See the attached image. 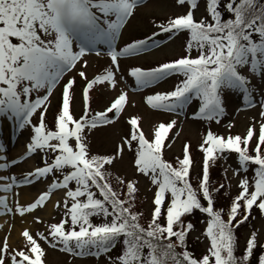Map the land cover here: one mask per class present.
I'll list each match as a JSON object with an SVG mask.
<instances>
[{
    "label": "snow or ice",
    "instance_id": "obj_1",
    "mask_svg": "<svg viewBox=\"0 0 264 264\" xmlns=\"http://www.w3.org/2000/svg\"><path fill=\"white\" fill-rule=\"evenodd\" d=\"M143 2L0 0V127L7 123L16 132H29L17 158L9 159L0 140V171L8 173L0 174V215L32 216L41 224L35 212L49 202L60 214L58 222L43 230L25 226L18 245L10 242V234L0 239V264H46L45 245L73 257H103L104 264H264L259 230L253 228L243 246L237 235L254 210L264 217V0H175L178 7L187 6L184 12L156 24L159 31L150 36L121 46L126 25ZM161 34L167 39H156ZM180 35L185 37L182 54L152 67H131L129 75L137 89L179 77L171 90L145 98L153 109L178 113L199 102L192 118L209 124L198 146L200 172L193 175L196 161L188 143L182 157H166L171 145L165 141L176 120L160 122L149 138L139 117H131L130 130L114 154L94 152V131L113 125L128 102L121 90L97 110L92 107L94 91L117 88L122 58L167 45ZM93 54L107 56L110 64L89 77L87 57ZM77 78L83 81L79 116ZM58 88L50 126L46 114ZM234 95L246 109L259 107V121L253 117L243 135L213 132L210 125L220 124ZM125 151L133 154L131 178L111 171ZM229 154L237 157L232 176L238 192L227 207H217L222 191L230 196L232 183L227 168L223 182L213 181L211 172ZM37 156L39 166L11 173L12 167ZM137 177L147 179L149 191L154 189L147 219L139 206ZM37 183H44V190L21 204L16 189ZM57 192L63 195L53 201ZM196 213L205 217L199 221L205 227L195 240L207 242L198 254L189 246L197 231L190 218Z\"/></svg>",
    "mask_w": 264,
    "mask_h": 264
},
{
    "label": "rangeland",
    "instance_id": "obj_2",
    "mask_svg": "<svg viewBox=\"0 0 264 264\" xmlns=\"http://www.w3.org/2000/svg\"><path fill=\"white\" fill-rule=\"evenodd\" d=\"M186 7H178L175 3V0H144V2L138 6L135 11L133 18L126 25L124 32V37L120 40V45L123 42L128 41L129 39H136L144 36L149 32H156L159 29L155 26L158 23L166 21V19L176 13H182L186 10ZM202 11V9H201ZM200 12H196V16H200ZM158 40L167 39L164 34H161L160 37H157ZM185 40L184 35H180L178 38H174L172 41H169L167 45H160L159 47H153L151 51L141 54L139 56L124 58L120 60V69L117 73L118 86L115 90L107 89L104 87L98 88L94 91L93 96V106L97 110H102L105 106L108 105L111 98L118 95L121 90L127 92L128 102L126 104L125 111L121 114L119 119L111 126L102 127L96 131L91 136L92 147L94 152L103 153V154H114L117 145L120 143L121 138L126 135L130 126L127 121L131 117H139L140 126L145 132L146 136L151 138L153 134L154 127L160 122H170L171 120H176V124L169 131L168 138H166L165 143L170 144L171 147L166 151V157L170 160L177 156L182 157V150L185 143L190 144L192 155L196 161V166L194 169V175L197 172H200L202 160V154L198 150L199 144L202 142L203 136L206 134L209 129V124L206 121L193 119V112L198 108V101L194 100L190 105H188L183 112L171 113L162 110L153 109L147 102L146 97L157 92V91H166L171 90L175 85L179 77H170L164 82L144 89H137L134 78L129 75V70L131 67L140 66V67H152L155 66L158 62H166L170 59H173L180 54H182V45ZM89 64L86 69L87 74L91 77L94 74L101 72L110 64V59L102 55L100 57L90 55L87 57ZM80 66L78 65V68ZM74 74V73H73ZM67 78V77H66ZM83 86V81L77 78L76 86V104L75 112L79 116L82 113V96L81 88ZM60 99V89L56 90L54 97L52 98V105L46 114V120L48 123H52L54 116L57 112V107ZM253 117L259 121V107L255 109H246L242 104V101L238 95H234L229 102L227 103V112L226 115L222 118L220 124L213 122L210 127L211 130L215 133L222 134L227 136L229 134L243 135L246 132L247 127L250 125ZM35 122V121H34ZM8 134L3 136V132H0V140H3L6 148L7 155L9 159L17 158L22 155L25 151V142L28 138L29 132L24 130L22 132H16L12 127L7 123ZM229 124H232L233 127L229 128ZM5 126V125H4ZM22 149V151H21ZM16 153V155H14ZM21 163L19 167L14 166L11 168L12 174L19 175L22 171L31 170L35 166L40 165L39 157L29 159ZM230 166V167H229ZM238 167L237 157L235 154H229L227 161H219L217 168L223 171L224 168L228 169V177L232 183V189L230 196L225 198L224 203L228 205V201L231 196H234L238 192L236 187L237 178L232 176V171L234 168ZM111 171L114 175H126L132 177L134 174L133 168V154L125 151L123 159H118L112 166ZM0 174H8L7 172L0 171ZM251 175V170L248 173ZM140 180V208L145 212V219L148 218V214L151 208V199L152 191H149L151 188L150 183L146 178L137 177ZM33 187L30 193L37 195L44 190V183H37L34 186H22L17 188L16 191L19 193V202L21 204H27L26 200H22L28 194L25 193V188ZM10 202H11V194ZM57 198L63 194L59 192L57 195L54 194ZM56 198V199H57ZM55 200V199H54ZM49 204V203H48ZM47 204V205H48ZM44 209V208H43ZM43 209H39L35 212V216L40 217L44 223L37 224L34 223L32 216H27L30 220L28 224L24 219L19 220L20 217L18 214L4 215L5 225L0 229V239L5 235H9L10 242L13 245H18L20 243V232L25 226L30 227L33 230L40 231L43 230L45 225L48 223L58 222L60 219L59 211L54 207V211L51 216L44 214ZM196 226L197 231L193 232L189 238V246L191 250H194L197 254L204 250L205 243L195 240V236L199 232L203 231L205 225L199 223L200 220L205 219L201 214L196 213L195 216L190 218ZM252 222V223H251ZM248 226H243L239 229V238L241 246H243L245 239L249 236L250 231L255 228L259 230V235L262 240H264V217H261L258 210H254L253 217ZM30 223V224H29ZM203 239V237H201ZM46 248V264H104L103 257L97 261L93 257L79 258L73 257L70 254L63 253L57 249ZM242 250V249H241Z\"/></svg>",
    "mask_w": 264,
    "mask_h": 264
},
{
    "label": "trees",
    "instance_id": "obj_3",
    "mask_svg": "<svg viewBox=\"0 0 264 264\" xmlns=\"http://www.w3.org/2000/svg\"><path fill=\"white\" fill-rule=\"evenodd\" d=\"M193 175H194V172H193ZM211 175H212V180L213 181L223 182V171L221 169L217 168V166L212 169ZM225 198L226 197L223 195V191H222L221 194H220V198L217 200L216 206L217 207H227L226 204L224 203ZM228 203H229V201H228ZM250 222H251V218H250V220L248 222H246V224L244 226H248L250 224ZM241 227H243V226H241ZM239 229L237 230V235L238 236H239Z\"/></svg>",
    "mask_w": 264,
    "mask_h": 264
},
{
    "label": "bare ground",
    "instance_id": "obj_4",
    "mask_svg": "<svg viewBox=\"0 0 264 264\" xmlns=\"http://www.w3.org/2000/svg\"><path fill=\"white\" fill-rule=\"evenodd\" d=\"M21 151H22V149H21ZM14 155H16V153H15ZM24 164H27V162H25ZM17 167H19V165H18ZM32 188H33V187H28V188H25V189H24V190H25V193L28 194V196H27V197L25 196V197L22 199L23 201H24V200L28 201V199H30V198H29V195H30V191L32 190ZM56 194L58 195L59 192L56 193ZM53 198H57V196H56V197H53ZM52 200H53V199H52ZM52 205H53V204L50 202V203H49V204L43 209L42 212H44V214H46L47 216H51L52 213H53V211H54ZM18 218H19V220H22L21 217H18ZM27 220H28V222H30L31 219H29L28 217H26V219H24V221L28 224ZM29 224H30V223H29ZM0 225H3V226L5 225V217H4V215H3V216L0 215ZM0 229H1V228H0Z\"/></svg>",
    "mask_w": 264,
    "mask_h": 264
}]
</instances>
